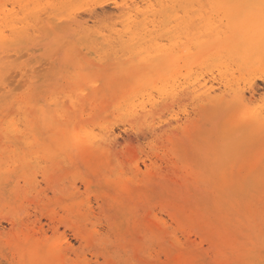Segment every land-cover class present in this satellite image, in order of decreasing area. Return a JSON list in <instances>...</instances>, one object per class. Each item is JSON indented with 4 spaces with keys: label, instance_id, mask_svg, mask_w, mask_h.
Wrapping results in <instances>:
<instances>
[{
    "label": "rangeland",
    "instance_id": "obj_1",
    "mask_svg": "<svg viewBox=\"0 0 264 264\" xmlns=\"http://www.w3.org/2000/svg\"><path fill=\"white\" fill-rule=\"evenodd\" d=\"M43 1L47 2V0H0V7L5 5L4 13L8 12V15L14 17L13 22L17 24V28L26 30V40L31 43L30 50L18 44L17 49L8 52L11 55L14 54L9 58V62L12 60L10 69L14 73L11 72L8 75H13L9 77V80L14 79L18 68H31L36 94L41 91L47 96V102L49 101L44 116L46 120L49 118L50 122L48 120L49 123H46L51 125L55 121L61 122L66 129L63 127L65 130V132L62 130L63 133L61 130V132L44 130L47 140L38 133L40 138L28 139V144L27 141L21 144L20 141L13 142L5 139L0 141V175L7 174L2 177L3 179L0 178L2 179L0 183V252L2 251L0 264H21L20 261L18 262V257L13 256L15 254L8 242L10 237L11 240L15 234L18 235L16 231L21 232L19 228L33 238L35 235V237L38 236L36 238L47 237L49 240L54 235L53 238L57 240L58 237L65 236L73 245V249L80 247V242L72 230L62 223V220L68 218L67 215L65 216L66 212L62 209V204L69 200L70 193L75 195V199H82L85 203L89 201V204H92L90 206L93 210L92 221L99 229L101 227V231L105 229L103 228L105 221L99 213L94 192L101 188H111L115 179L119 180L118 176H115L117 172H120V175L122 172L127 177L133 174L141 177L159 165L161 166L158 169L166 172L169 165L167 162L173 158V152L178 153L183 149L189 156L192 171L198 169L202 176L208 174L209 170H206V166L210 159L214 154L220 156V149L221 151L223 149L224 139L220 134L223 133L221 118L225 111L232 117H236L241 115L245 108L251 115L248 116V120L254 117L259 120V123H255V131L252 130L248 134V152H245L247 148L240 146L238 153L240 156H233L230 161L239 163L242 157L245 162L252 161L254 158L255 161L258 158L257 160L264 163V148L262 149L264 146V82L257 78V75L264 71V66L260 70L244 69L236 62L227 60L222 53L219 55L211 52L217 39L214 33L218 29L236 27L240 21L239 15L243 4L236 0H48L47 3ZM26 2L33 4L31 8L36 5L34 8L38 10L37 13H44L38 15L39 17L33 16L32 13L26 16L24 14L26 8L23 7ZM45 4H48L46 9ZM5 7L11 10L6 12ZM162 10L167 11L168 14L171 12L168 16L173 18L164 16ZM173 10L176 12L174 13ZM127 19L139 24L149 23L144 25L148 26L147 33L143 32L145 33L143 39L134 48L125 44L128 39L125 30ZM261 23L264 26V21ZM79 24L85 26V29L88 28L96 36L94 37L95 47L93 46V49H59L60 45L67 46L68 43L65 42L66 40L62 42L66 39L64 36L54 35V30L56 32L60 29L78 30ZM55 38H58L57 42ZM22 52L26 54L22 55ZM79 74L80 76H77ZM252 83L254 91L249 86ZM16 84L13 82L14 86ZM98 87L100 88L97 89ZM98 90L108 94L105 95L106 100L103 99L100 102V104L105 102L103 106L106 112H97L95 108L98 101L94 100L93 95ZM111 91L115 92L116 99L120 98L119 102L114 95L109 98ZM241 95L247 96V99L252 96V99L251 101L242 99ZM87 96L90 97L89 101ZM107 99L110 100L107 102ZM91 103H93L92 106ZM50 106H53V110ZM56 107L60 109L56 111ZM240 108H243L242 111ZM53 113H56L58 119L61 114L63 121L61 119L58 121L55 115L52 117ZM80 118H86V121L83 122V119L79 120ZM76 120L80 122H75ZM75 126L80 128V130L77 128L80 132L83 128L86 129L87 134H83L86 139H82V135L78 136L79 141L69 137L68 133ZM81 140H88L86 143H91L85 144V141L84 143L82 141L84 145H81ZM182 140H188L187 149L183 148ZM92 147L95 148L92 149ZM256 149L259 151L262 149L263 153ZM253 151L255 155H252ZM162 154L171 157L162 159L160 158ZM117 157L121 164L116 162ZM104 158H107V162ZM99 159H103L97 165L99 171L91 179L92 169L89 170L87 167H93L95 160ZM135 166L140 168L138 174L133 173ZM149 168L150 170H147ZM2 169L4 172L1 171ZM109 169H111L110 172ZM104 172L105 176L102 174ZM233 173L237 174L238 171L233 169ZM84 174L86 176H83ZM87 176L90 182L85 179V177L88 178ZM104 179L108 182L105 183ZM16 182L18 185L14 186ZM216 182H219V179ZM198 183L199 187H202L203 183ZM9 186L11 187L8 188ZM20 187L23 191H20ZM221 202L223 200H216L218 205ZM17 204H19L18 207ZM156 211L158 216L169 221L159 208ZM49 214L54 215L55 219L53 216L51 217L53 220L48 219L51 216ZM51 226H56L61 233L53 231ZM11 229L15 230L13 231L15 234ZM39 232L47 233V235L44 234V236ZM176 233L183 239L178 229ZM39 234L43 236L40 237ZM24 236L20 235V237ZM193 236L191 233L192 238ZM203 246V248L207 247L206 244ZM149 249H151L149 253L152 252L149 255L136 252L134 256L135 263L138 261L136 264H141L140 261L144 264H168V257L165 256L163 249L164 252L156 245H152ZM259 250L264 254V249ZM149 256H151L150 261ZM208 256L214 258L211 253ZM87 257L91 258V255ZM142 257L147 258L139 259ZM126 258L127 255L116 257L115 260L118 259L120 262L116 261L115 264L124 262L129 264ZM210 258L203 264H221L219 263L221 260L216 263ZM100 259L103 261L101 257ZM257 262L264 264V258L258 259ZM198 263L201 264V262Z\"/></svg>",
    "mask_w": 264,
    "mask_h": 264
},
{
    "label": "bare ground",
    "instance_id": "obj_2",
    "mask_svg": "<svg viewBox=\"0 0 264 264\" xmlns=\"http://www.w3.org/2000/svg\"><path fill=\"white\" fill-rule=\"evenodd\" d=\"M236 1L243 4L241 14L239 15L241 16L240 21L236 27H231L224 30L218 29V31L214 33L217 39L215 40L214 47L211 49V52L214 54L218 53L219 55H221L220 53H222L223 57H226L227 60L236 62L239 67L244 69H263L264 26L261 22L264 21V0ZM46 5L48 4H45V9ZM4 6L0 7V141L4 139L13 142L20 141L21 144L24 141L26 143V141L31 138H33V140L40 138L38 133H41V136L46 138V135H44L43 133L44 130L51 129L50 131L53 132H61L64 128L66 129V127L62 126L61 122L59 123L56 121L51 123V125L47 124L50 122V120L49 118L47 120L45 119L44 113L48 108L46 105L47 103H49V101L47 102V96H45V94L41 91H38L36 94L34 87L35 85H33L34 83L32 80L33 73L31 72V68L27 69L23 67H17L18 73H16L17 71H15L16 74L14 75L16 76H14V79L11 78L9 80V77L13 75L8 74H11V72L14 73L10 69L12 67L10 64L12 60H10L9 62V58L14 54L11 55L8 52L10 50L17 49L18 44H22L23 46L20 45L21 47H27V49L29 48L30 50L29 45L31 43L26 40V30H24L23 28H17V24L15 25V23L13 22L14 17L7 14V11L9 9L11 10V8L8 9L5 7L7 13H4ZM32 6L33 4H27V2L25 6H23L24 8H26V10L24 11V14L26 16H28V14H33V16L36 17L41 13H44H37L38 10L36 11V8H34L36 7V5L31 8ZM162 12H164L163 14L166 17L168 15L170 16L171 14V12L168 14L167 11L163 10ZM175 12L176 11H174V13ZM145 18L146 21L147 15ZM153 19H155V17ZM153 23L156 22L153 21ZM146 24H139L131 19H127L125 21V30L127 32V35L125 34L126 32L124 34L128 37V39L125 41V44L127 46H132L134 48L139 45L140 40H142L144 34L147 33L146 28L148 26H144ZM48 27L49 26L47 24V28ZM78 27V30L60 29L57 30V32L53 28V30L55 31H53L54 35L57 34V36H64L66 39H64L62 42L66 40L65 42L68 43V45L65 43L67 46L60 45L59 49H93V46L95 47L96 43L94 37L96 36H94L90 32V30H88V28L85 29V26L79 24ZM27 29H29L28 26ZM141 31L142 33H140ZM119 37L122 38L121 36ZM53 41L55 42V40ZM24 54L26 53L24 52ZM24 54L22 52V55ZM15 67L16 66H14V68ZM77 76H80V74ZM73 78L75 79V77ZM257 78L264 82V71L260 72L257 75ZM79 80L81 81L80 78ZM13 82L17 84L14 86ZM63 83L65 84V82ZM68 84H70V82ZM10 85H12V87ZM17 85L20 86L18 87ZM252 85L253 83L249 86L252 88ZM16 87H18V89ZM99 88L100 87H98L97 89ZM101 91L98 90L93 95L94 100L98 101V105H95V108L97 112H106V108L103 106L105 105V102H103V104H100V102H102L103 99L106 98L105 95L108 94H106L105 91ZM110 93L109 98L111 97V95L113 96L115 92L111 91ZM66 96H68V94ZM81 97H83V94L81 95ZM85 97L86 95L84 96V98ZM246 97L244 95H241L242 99L251 101L252 96L248 99ZM84 98H82V100ZM89 98L90 97L87 96L88 101ZM119 99L117 100V102H119ZM109 100L110 99H107V102ZM92 104L93 103H91V106ZM53 106L50 107L52 108ZM58 108L56 107L55 110L57 109L56 111H58L60 109ZM115 109L118 108L115 107ZM242 109L240 108L241 111ZM72 110L74 111V109ZM240 110L238 115L240 114ZM56 113H53L52 117L53 115H55L56 117ZM223 115L224 116L221 118V126L223 129V131L221 132L223 133L220 134L221 136L223 135L224 139L222 142L223 149L222 151L220 149V156H216L214 154L213 158L210 159L209 164L206 166V170H209H207L208 174L202 176L199 171H197L198 169L195 171L193 170V172L191 169V165H189V156L183 149L178 153H176L177 151L173 152V158L171 160L169 159L171 157L170 155V157L165 156L166 154H162L161 157L158 155L162 159H169V162H167L169 163V165L166 172H162L158 169V167L161 165L157 167L152 166V168L154 167V170H150V168L147 169L150 171L144 173L142 176L140 175L141 177H138L139 175L134 174L133 176L130 175V177H127L126 174L124 175V173L121 172L120 175V172H117L118 174L116 173L115 176H118L119 180H117V178L115 177L116 179L111 188H101L94 192L96 203L99 208V213H101L105 221L103 222L105 223V226L103 227L105 229L101 231V227L99 229L98 226H96V224L92 221L93 210H91L90 207L92 204L90 205L89 201L85 203L82 199H75V195L70 193V195H68L69 200H67L66 203L62 202L63 206L61 205L62 209L66 212L65 213L62 210L65 213V216H68V218L62 220V223L65 227L72 230L74 236L80 242V247L78 249H73V245H71V243L65 236L61 238L58 237L60 240H56L53 238L55 237L53 235L52 238L47 240V237H41L44 234L47 235V233L44 232H39L43 234H39L41 238H36L38 236L35 237V235L33 238L32 236H28V233H23L21 228H19V231H21L22 234L21 232H15L18 235L13 232L15 230L12 231L11 229L15 236L11 240L10 237L9 241L8 239L6 240L9 242V246H11V248L13 249V252L15 254L13 256H15L16 258L18 257L19 260H17L18 262L20 261L21 264H91V262L92 264L93 262H95V264H115L116 261H119L118 259L115 260L116 257L118 258L122 257L123 255H127L126 261H128L129 264H136L138 262L137 261L135 263L134 261L136 259H134V256H136V252H140L141 254L147 253L149 255L150 253H152H149V251H151V249L149 248L152 245H156L158 246V249L161 248L160 250L163 249L165 251L166 255L163 253V250V252H161L168 257H166L168 259V264H200L198 262H201V264H203L204 261L206 262L209 260L210 257L208 255L210 253L213 255L212 257H214L210 259H214L213 261H215L216 263L217 261L221 260L219 262L221 264H261L260 262H257V260L264 258V254H262L259 250L260 248L264 249V163L261 160H257L258 158L255 161L254 158L252 159V161L249 160L248 162H245L242 157L240 158L241 161L239 163L230 161L231 157H236V155L240 156V154H238L240 146L247 148L245 152H248V134L252 130L255 131V123H259V120L255 117L252 118L253 120H248V116L250 115V113L245 108L244 111L241 112V115L236 117H232L231 115L227 114V111H225ZM60 117L59 119L63 121L62 117ZM56 118L58 121H60L58 117ZM81 119L83 118H80L79 120ZM84 119L82 120L83 122L86 121V118ZM53 120H55V118ZM79 120H76L75 122ZM77 128L79 127L75 126L74 128L72 127V129L69 128V130L71 129L70 131L72 132L68 133L69 137L71 136L72 138H75L79 141L78 136L82 135V139H86V137L84 136L87 134L86 129L83 128V131L81 130L82 132H80L79 130L80 128L82 129V126L80 125L79 130ZM63 131L65 132V130ZM75 139L74 142H76ZM82 141L84 143L85 140H81V145L83 144ZM86 141L85 144H88L89 142L86 143ZM28 142L29 141H27V144ZM182 146L184 149H187L188 140H182ZM253 146L258 145L253 144ZM95 147H92V149H94ZM263 148L264 146L262 147V149ZM262 149H260V151L259 149L256 150L261 152ZM254 153L255 152L253 151L252 155H255ZM257 155L255 157H257ZM74 157H76V155ZM85 157H87L88 159V155H86ZM4 158L6 159V157ZM104 159H106L105 161L107 162V158ZM118 159L119 158L117 157L116 162L118 164H121L120 161L118 162ZM13 160L15 161L16 159ZM102 160L103 159L95 160V167H87L89 170L92 169L90 176L91 179L97 175V171H99L97 169V165ZM111 166L113 167V165ZM136 166L133 173L138 174L140 168L139 166ZM121 169L123 171V168ZM233 169L235 171H238V173H233ZM3 170L4 169H2L1 171ZM242 170L244 172H239ZM110 171L111 169H109V172ZM105 172L102 173L104 174V176L106 175ZM129 174L130 173H128V175ZM6 175L7 174L0 175V178L5 177ZM109 175H111V173H109ZM83 176H86V174H84ZM87 177L88 178L85 177V179H88V182H90L91 180L89 179V176ZM111 178L108 179L111 180ZM217 179H219V182H216ZM17 182L13 185L17 186ZM104 182L107 183L108 181L106 182L105 180ZM198 182L203 183L202 187H199L200 184ZM0 183H2V181ZM10 187L11 186H9L8 188ZM20 191H23L21 190V187ZM4 193L5 195H7L6 190ZM219 199L223 200L220 205L216 204V200ZM18 205L19 204H17L16 206L18 207ZM157 208H159V210L167 216L170 222H167V220L158 216L159 214H157L156 211ZM12 210L14 211V208ZM52 214H49L51 216H49L48 219H50L52 216L54 217L52 218L55 219V213L54 215ZM52 218L51 220H53ZM11 223L13 224V222ZM52 229L53 231L59 233L56 226H53ZM176 229L180 231L183 239H181V235L180 237L177 235ZM55 232H53V234ZM19 233L20 235L26 236L20 237ZM191 233L192 236L194 234V238L191 237ZM14 234H12V236ZM53 240L56 241L54 242ZM7 241L4 242L6 243ZM203 244H206L207 247L203 248ZM0 253H2V251ZM71 253L73 254V256ZM87 253L91 255V258H88L90 256L87 257V255H89ZM151 256H149V261ZM100 257L103 259V261L100 259ZM143 258L144 257L139 259ZM99 259L101 260V262L99 261ZM140 262L141 264H144V262ZM123 264H125V262Z\"/></svg>",
    "mask_w": 264,
    "mask_h": 264
}]
</instances>
